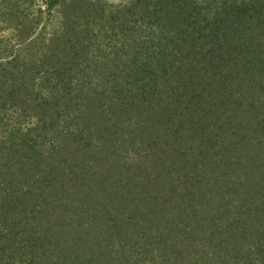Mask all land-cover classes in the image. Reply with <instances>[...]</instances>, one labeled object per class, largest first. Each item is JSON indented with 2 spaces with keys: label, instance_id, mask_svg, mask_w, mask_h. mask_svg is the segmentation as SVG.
<instances>
[{
  "label": "trees",
  "instance_id": "obj_1",
  "mask_svg": "<svg viewBox=\"0 0 264 264\" xmlns=\"http://www.w3.org/2000/svg\"><path fill=\"white\" fill-rule=\"evenodd\" d=\"M0 264H264V0H0Z\"/></svg>",
  "mask_w": 264,
  "mask_h": 264
},
{
  "label": "rangeland",
  "instance_id": "obj_2",
  "mask_svg": "<svg viewBox=\"0 0 264 264\" xmlns=\"http://www.w3.org/2000/svg\"><path fill=\"white\" fill-rule=\"evenodd\" d=\"M112 1H121V0H112Z\"/></svg>",
  "mask_w": 264,
  "mask_h": 264
}]
</instances>
